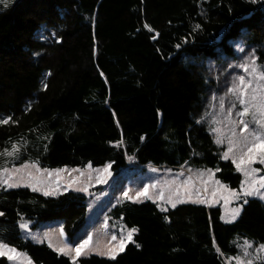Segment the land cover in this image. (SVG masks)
Segmentation results:
<instances>
[{
  "label": "trees",
  "instance_id": "1",
  "mask_svg": "<svg viewBox=\"0 0 264 264\" xmlns=\"http://www.w3.org/2000/svg\"><path fill=\"white\" fill-rule=\"evenodd\" d=\"M238 45L254 49L264 65V0L0 3V118L11 117L0 123V167L110 163L120 174L183 165L220 169L217 180L239 189L242 176L197 123L216 91V68L238 62ZM87 202L74 192L46 197L2 189L0 241L35 264H73L46 244L25 241L20 223L37 229L62 219L73 240L87 225ZM111 215L137 229L135 243L114 260L90 256L75 264H226L239 255L241 241L264 243V204L257 199L232 224L222 222L218 207L191 204L162 212L152 202H126Z\"/></svg>",
  "mask_w": 264,
  "mask_h": 264
},
{
  "label": "rangeland",
  "instance_id": "2",
  "mask_svg": "<svg viewBox=\"0 0 264 264\" xmlns=\"http://www.w3.org/2000/svg\"><path fill=\"white\" fill-rule=\"evenodd\" d=\"M247 53L248 52L246 51L243 52L238 62L232 64V66L228 67L225 70L222 68H216L213 74V79L215 80L216 84V91L212 93L206 108V112L201 116V118L203 117L202 123L208 127L210 133L214 137V141H216L218 133L212 131V129H220L221 134L224 136V140L219 145L216 142L215 143L224 151H227L228 149L227 136L230 134V125L227 123L225 117L227 115V108L230 106L229 102L233 99V97H225L224 110H221L219 107V97L225 96L227 88L231 86L233 77L245 75L247 78V74L244 73L243 70L239 67L240 64L244 63L245 60H247ZM213 95L216 96L215 100L212 99ZM237 110H239L238 104L237 108L233 111V119H238V117L235 116V111ZM213 118H215V123H213ZM245 119L250 120L251 117L249 116ZM252 127H255V125H252ZM229 155L230 158L228 160L231 161V153ZM32 164L33 163H29L28 168L22 169L20 173H17L12 177V181H19L21 180V177L23 178V181L19 187L8 188L6 185H0V190L26 188L33 191L32 187L29 186L32 184V180L29 178L28 173H31L32 177L41 181L40 184L36 185V187L40 190L34 192L43 194L44 191H49L50 195H48L47 197H57L68 192H76L86 195L88 197V224L78 233L73 241H69L65 233L63 236L60 235V231L61 229H63L62 219H56L50 223L41 224L37 229L32 228L33 223L30 221L23 220L20 223V225L27 224L26 229H22L20 227L22 231V238L24 240L29 241L33 244H46L48 246L49 244H51V248L55 252L60 255L66 256L71 260L74 252L72 253V255H64L59 253L56 249L62 248L65 245H67L69 248H74L83 240L88 239V237L91 236L92 239L90 241L89 248L85 250V254H82L80 257L76 258L75 263H77L80 259L88 258L92 255L113 260L108 255L109 248L115 244H118L121 233H123V236L126 239L127 231L131 229L128 228L121 220H115L111 216L113 209L124 202H152L157 206L162 205L163 207H165L167 211L164 212L176 209L183 204L218 207L221 209V220L226 224H229V222L227 221L231 217V210L233 208L243 205L244 209L246 205L243 203L242 199L235 200L231 197H229V201L228 203H226L224 197L229 196L228 191L224 188H220L217 184H215L213 179H209V174L207 173V171L203 170L205 174L203 177H201L198 175V170L201 169L191 167H183L179 169L156 168L157 171L155 172L152 171V169L155 167H148L144 171L128 170V172H121L117 175L113 174L110 168V175L105 176L103 182H99L97 180V176L103 175L102 170L106 165L102 167H93L92 165H88L86 168L61 169V171L59 172L53 169H48L51 173V175H49L48 173H45L43 171L38 172L35 167H32ZM257 166L264 167V165H260L259 163L252 165V167L255 168H258ZM19 167L20 166L11 168ZM40 168L44 169L42 167ZM189 168H191L193 171L188 172ZM182 171L184 172V175H179V173ZM213 172L215 173L214 179L217 180V171L213 170ZM240 174L242 175V173ZM258 175H263L260 173V169ZM71 180H76L77 182L72 183L71 186H69V181ZM242 180H244L243 175ZM204 182H206V184ZM221 184L223 183L221 182ZM144 185H156L155 188H150L149 194L153 196H159L160 194H163L164 199H157L156 202H153V200L144 199L141 197L139 201L133 202L128 200L124 196L125 192H127L130 196H135V193L137 191H140ZM85 186L88 189L87 192L78 190ZM205 187L207 190H205ZM177 188H179V196L184 202L177 203L176 207L172 208L171 204L167 203V200L169 198L176 199L175 192ZM227 189L236 191L240 190V188L231 189L228 186ZM251 199L260 200L256 197H249L248 201ZM260 201L264 204V200ZM158 208L160 210L159 206ZM240 216L235 221L230 223L236 222L240 218ZM106 223L107 227H105ZM112 234L117 235L118 239L116 241L111 240ZM136 235L137 231L133 233L132 240L126 243L124 251L129 244L135 243ZM32 236L38 237L41 242H34L31 239ZM256 246L258 245L254 244V248ZM238 248L239 255H241L244 248V241H241L238 244ZM123 252H118L115 258H117V256ZM21 253L23 254L21 257H14L13 260H9L7 256H0V260L6 258L9 264H27V261L30 259L29 256L24 252ZM253 254L255 255L256 253L253 251ZM259 255L264 258V253H261ZM241 258L243 257L241 256ZM31 262L32 264H35L32 260ZM225 262L226 264H236L235 258L225 259ZM257 264H261V262L257 261Z\"/></svg>",
  "mask_w": 264,
  "mask_h": 264
},
{
  "label": "snow or ice",
  "instance_id": "3",
  "mask_svg": "<svg viewBox=\"0 0 264 264\" xmlns=\"http://www.w3.org/2000/svg\"><path fill=\"white\" fill-rule=\"evenodd\" d=\"M252 3H256L257 0H251ZM0 3L4 4L6 8L8 6V0H0ZM145 27H148L145 25ZM201 25L197 24L195 29H200ZM194 29V30H195ZM149 31H152L149 28ZM185 43L188 41L185 40ZM176 47L179 49L180 45L177 44ZM239 52H245V47L243 45H238ZM35 55H39L36 53ZM247 60L244 63L240 64L239 67L243 70L244 73L247 74V78L245 75H239L233 77L231 81V86H229L226 90L225 96L219 97V107L221 110L225 108V97L231 96L233 99L229 102L230 106L227 108V115L225 119L227 123L230 125V134L227 136L228 149L223 152L222 159L228 160L230 158L231 153V161L235 165L237 171L242 173L244 176V180L241 181L240 190H229L226 185L221 184L219 180H215V173L212 169H208L207 173L209 174V179H213L215 184H217L220 188H224L228 191L229 196H225V202L228 203L229 197L235 200H243L244 204H247L249 197H256L260 200H264V175H258L259 169L252 167L253 164L259 163L260 165H264V65H260L257 63V58L255 56V50H250L247 54ZM50 75V73H49ZM43 87L46 89L47 84H44ZM213 100L216 99V96L213 95ZM237 104L239 105V110L235 111V116L238 119H233V111L237 108ZM251 117V119H245L246 117ZM9 119L11 117L4 119L0 118V123L8 124ZM203 117L200 120H197V123H202ZM213 123H215V118H213ZM255 125V127H252ZM212 131L217 132L218 136L216 139V143L219 145L223 142L224 136L221 134L220 129L213 128ZM143 140V137H141ZM13 150H17V145H12ZM46 150V146H45ZM7 155H13V153L8 152L7 149L4 150ZM131 159V157H129ZM187 163V162H185ZM29 163H23L19 168H7L0 167V185H6L8 188L19 187L23 181H12V177L17 173H20L22 169L28 168ZM32 167H35L36 170L43 171L51 175L48 169H41L39 167L38 161L32 164ZM183 168V165H181ZM111 168V164H107L102 172L103 175L97 176V180L99 182L104 181V177L110 175L109 169ZM57 172L61 171L59 169ZM78 171V170H77ZM153 172L157 171L156 168L152 169ZM191 168L188 169V172H192ZM216 171H220V169H216ZM7 174V175H5ZM203 170H198V175L204 176ZM179 175H184V172H180ZM29 178L32 180V184L29 185L32 187L33 191H38L36 187L37 184H40L41 181L32 177L31 173H28ZM76 180L69 181V186L72 183H76ZM206 184V182H204ZM156 185H144L140 191L135 193V196H130L127 192L124 193V196L133 202H137L140 198L153 200L156 202L157 199L163 200V194L159 196H153L149 194L150 188H155ZM79 191L87 192V187H82L78 189ZM205 190L206 187H205ZM45 196L50 195L49 191H44ZM176 199L169 198L167 203L171 204L172 208H175L177 203L184 202L179 196V188L176 189L175 192ZM215 195V193H214ZM162 212L167 211L165 207L162 205H158ZM243 210V205L239 207H235L231 210V217L227 222L235 221L241 214ZM4 213L0 212V216H3ZM167 220V217H165ZM20 227L22 229L27 228V224H21ZM107 227V223L105 224ZM123 228V226H122ZM137 231L136 228H131L127 231V238L125 239L123 233H121L119 237L118 244L113 245L108 250V255L110 258L115 259L116 254L118 252H123L128 241L132 240L133 233ZM60 235L63 236V229L60 231ZM31 239L34 242H41V240L32 236ZM92 237L89 236L88 239L83 240L81 243L76 245L74 248H69L65 245L62 248L56 249L59 253L64 255H72L73 264L76 262V258L80 257L82 254H85V250L89 248V244ZM117 235L112 234L111 240L116 241ZM52 245L49 244V247ZM139 247V245H137ZM219 248H217V252H219ZM253 251L256 253L253 254ZM264 253V243H260L258 246L254 248V242L245 240L244 248L241 255L235 257L236 264H257V261H260L261 264H264V258H262L259 254ZM23 254L19 252L15 247L8 245L7 243L0 241V256H7L9 260H13L14 257H21ZM241 256L243 258H241ZM27 264H32L31 260L27 261Z\"/></svg>",
  "mask_w": 264,
  "mask_h": 264
}]
</instances>
